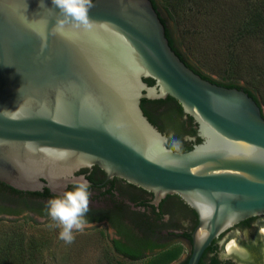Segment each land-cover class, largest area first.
I'll use <instances>...</instances> for the list:
<instances>
[{
	"label": "water",
	"instance_id": "water-1",
	"mask_svg": "<svg viewBox=\"0 0 264 264\" xmlns=\"http://www.w3.org/2000/svg\"><path fill=\"white\" fill-rule=\"evenodd\" d=\"M91 4L86 24L55 31L52 0H0V111L20 108L0 116V182L62 196L98 166L158 200L178 195L199 217L198 264L223 232L264 216L263 110L190 68L152 0ZM168 97L198 125L190 151L169 148L144 113L143 99Z\"/></svg>",
	"mask_w": 264,
	"mask_h": 264
},
{
	"label": "rangeland",
	"instance_id": "rangeland-1",
	"mask_svg": "<svg viewBox=\"0 0 264 264\" xmlns=\"http://www.w3.org/2000/svg\"><path fill=\"white\" fill-rule=\"evenodd\" d=\"M164 19L174 46L188 63L203 75L223 84H236L256 96L264 113V43L247 36L245 23L259 12V0H154ZM250 1V2H249ZM171 102L159 105L167 109ZM170 141L177 148L187 146L170 131ZM178 142V143H177ZM62 225L49 218L23 213L0 218V257L12 240L13 254L3 264H171L151 256L130 262L118 256L104 227L73 230L74 239H60ZM21 249L33 253L24 263ZM185 255V247H172ZM2 259H0L1 261ZM1 264V263H0Z\"/></svg>",
	"mask_w": 264,
	"mask_h": 264
},
{
	"label": "flooded vegetation",
	"instance_id": "flooded-vegetation-1",
	"mask_svg": "<svg viewBox=\"0 0 264 264\" xmlns=\"http://www.w3.org/2000/svg\"><path fill=\"white\" fill-rule=\"evenodd\" d=\"M145 108L158 117L165 111H155L151 104H146ZM170 138L169 135L168 143ZM186 138L188 143L197 141L193 137ZM173 149L179 151L174 145ZM76 176L86 179L90 185L87 219L92 222L91 227L106 228L118 256L130 262L151 256L167 259L176 254L179 256L172 249L179 244L186 248L185 255L175 257L171 264H189L199 217L180 196L168 195L158 200L151 191L119 177L109 178L98 166L82 168ZM72 189L73 185L67 191ZM46 190L44 193L21 192L0 182V218L18 217L25 212L34 217L49 218L48 201L57 196L46 195ZM262 229L264 216L247 219L226 230L205 249L198 264H264ZM233 240L236 246L229 251Z\"/></svg>",
	"mask_w": 264,
	"mask_h": 264
},
{
	"label": "clouds",
	"instance_id": "clouds-1",
	"mask_svg": "<svg viewBox=\"0 0 264 264\" xmlns=\"http://www.w3.org/2000/svg\"><path fill=\"white\" fill-rule=\"evenodd\" d=\"M52 3L61 10L54 26L55 31H60L65 25L72 24L73 21L77 22L78 26L80 23L86 24L90 20L88 13L92 4L89 0H52ZM13 114L19 115L20 108L16 111L7 109L0 111V116L4 118H11ZM90 196L88 181L80 178L74 183L72 190L65 191L62 196L54 197L48 201L47 214L52 220L57 222V225L63 226L60 232V239L66 243L73 241L74 229L83 231L86 227L92 226V222L87 219ZM203 235L207 236V233ZM237 235H239V232ZM205 242L206 239L201 240V244ZM233 246H236L235 240L229 244V251H231Z\"/></svg>",
	"mask_w": 264,
	"mask_h": 264
},
{
	"label": "trees",
	"instance_id": "trees-1",
	"mask_svg": "<svg viewBox=\"0 0 264 264\" xmlns=\"http://www.w3.org/2000/svg\"><path fill=\"white\" fill-rule=\"evenodd\" d=\"M152 1L154 4V7L158 10V7H157L155 1L154 0H152ZM253 1L251 2L252 4H253ZM256 9H258L259 12L255 16H252V18H250L249 21L243 25L242 30L246 33L247 36H256V37L260 38V40L264 43V0L258 1V5H257ZM161 19H162V22L166 26L164 19L162 17H161ZM166 32H167V37L169 38V41H170V45L173 48V50L189 66V64L186 62L187 60L184 58V56L178 50H176V48L173 46V41H172V39H170L167 26H166ZM189 67L192 68L196 73L201 74L204 78L209 79V80L213 81L214 83H218V82L212 80L211 78L203 75L202 73L197 71L195 68H193L191 66H189ZM145 82H147L150 86L154 85V81L152 79H145ZM218 84H220V83H218ZM220 85H223V84H220ZM225 86L230 87V88L236 87V88L245 90L260 105L256 96L254 94H252V92H250L249 90L244 89L243 87L238 86L236 84H230V85H225ZM169 102H171L173 105L171 107L165 109V111L159 117L154 115L153 112H151L145 108L146 104H151L153 106L154 110L158 111L159 105H163V104L169 103ZM142 108L144 110L145 115L150 120V122L155 127H157L158 130L161 133H163L166 137H168L170 135V131H171V132H174L175 136L180 138V139H185L186 137H193V138L197 139V141L193 144L187 142L186 147L180 148V149L178 148V150L180 152L190 151L193 149V147L195 145L202 143V139L198 136V125H197V123L195 122V120L192 117L186 116L182 106L172 97H168L167 99H164V100L143 99L142 100ZM167 146L169 148L173 149V144H171L170 141H169V143H167ZM45 194L50 195V191L46 190ZM13 244L15 245V242L12 240L10 243H8L7 248L1 254V257H0V259H2L0 261L1 264H3V262H5L6 257L11 256L14 253L13 249H12ZM21 250L22 251L20 253V255H21L20 260L22 261V263H24L26 260H28L29 257L33 256V253H30L28 250H25V249H21ZM177 256L178 255L176 254V255H173L172 257H168L167 259H163V260H165V261L166 260H173Z\"/></svg>",
	"mask_w": 264,
	"mask_h": 264
}]
</instances>
